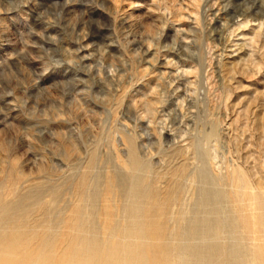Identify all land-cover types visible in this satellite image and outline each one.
<instances>
[{"label":"rangeland","instance_id":"1","mask_svg":"<svg viewBox=\"0 0 264 264\" xmlns=\"http://www.w3.org/2000/svg\"><path fill=\"white\" fill-rule=\"evenodd\" d=\"M182 170L147 219L188 223L219 193L215 240L264 264V0H0V264H104L66 252L77 210L101 238L116 177L163 190Z\"/></svg>","mask_w":264,"mask_h":264},{"label":"bare ground","instance_id":"2","mask_svg":"<svg viewBox=\"0 0 264 264\" xmlns=\"http://www.w3.org/2000/svg\"><path fill=\"white\" fill-rule=\"evenodd\" d=\"M144 166L145 164H138L137 170ZM186 172L187 170L175 171L163 190L150 189L145 177L139 174L133 173L129 177H116L112 184L116 186L117 190L112 191L110 196L120 200L123 207L122 212L116 211L109 214L113 217L112 226L108 228L107 232H103L101 238H92L85 234V230L89 226L98 229V225L83 219L80 215L82 209L79 208L72 227L76 232L73 235L67 234L66 252L77 259L91 256L96 260H101L104 264H246V254L244 255L242 251L233 247L228 253L225 247L215 240L220 237L225 227L216 210L219 193L202 191L199 206L204 213L197 217L192 216L194 218L190 219L188 223L185 219L180 220V218L172 220V216H166L158 221L147 219L151 214L166 215L170 207L179 201L182 197V190L185 188H182L181 180L187 174ZM203 172V174L200 173L201 177L206 176L207 171ZM207 176L205 178H208ZM203 180L205 179H202V182H204ZM210 181L212 182V180ZM99 182L95 181L94 185ZM204 185L208 188L207 184ZM204 185L201 184L205 187ZM243 186L244 184L241 182L239 187ZM92 197L98 198V194L94 192ZM196 201L194 203H197ZM8 207L2 210L6 215L16 208L14 205ZM196 207L194 206V209ZM121 219L124 223H119ZM235 227V222L228 225L229 229ZM117 233L126 239L115 240L114 236ZM172 236H178V238L188 236L206 242L198 245L180 246L169 240ZM127 237H134L139 241L130 242ZM39 244L48 250L52 246L53 240L49 237H41Z\"/></svg>","mask_w":264,"mask_h":264}]
</instances>
